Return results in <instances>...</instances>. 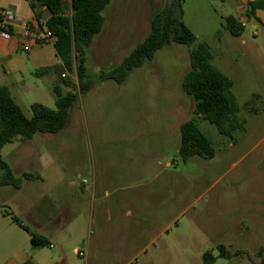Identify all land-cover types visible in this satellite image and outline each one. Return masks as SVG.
<instances>
[{
	"label": "rangeland",
	"instance_id": "374dc122",
	"mask_svg": "<svg viewBox=\"0 0 264 264\" xmlns=\"http://www.w3.org/2000/svg\"><path fill=\"white\" fill-rule=\"evenodd\" d=\"M168 1L111 0L103 11V29L87 56L92 88L81 93L76 69L70 76L78 100L67 126L56 133L15 139L0 153L15 175H35V181L24 180L26 196L36 199L42 192L53 199L61 193L69 195L67 202L78 199L74 204L79 225L84 224L81 209L86 206L94 217L95 238L105 234L116 264H205L206 251L216 256V264H260L264 10L257 11L256 19L247 14V0H182L183 19L196 34L193 44L162 47L152 62L132 70L121 84L100 79L101 71L118 65L146 37L153 14ZM230 14L245 25L239 36L225 28ZM203 42L210 47L212 62L233 80L237 114L246 124L229 136L198 118L216 154L184 162L179 155L181 126L194 116L195 101L184 91L182 78L191 68L190 49ZM26 81L29 87L20 83L13 93L28 116L34 102L55 108L59 77L31 74ZM47 156L55 161L48 167L43 164ZM71 178L73 185L68 184ZM18 192L12 185H0L4 211L12 209L6 199ZM44 204H34L35 212ZM134 242L138 246L131 247ZM220 244L243 253L220 257ZM74 247L69 242L66 249L71 263L78 259Z\"/></svg>",
	"mask_w": 264,
	"mask_h": 264
},
{
	"label": "trees",
	"instance_id": "16d2710c",
	"mask_svg": "<svg viewBox=\"0 0 264 264\" xmlns=\"http://www.w3.org/2000/svg\"><path fill=\"white\" fill-rule=\"evenodd\" d=\"M33 8L44 6L50 11L49 18L43 23L39 12H35L39 25L47 26L56 36L55 49L62 60L61 68L57 66L42 67L36 75L57 72L62 82L70 89L63 92L61 85H56V106L49 107L40 102L31 104L32 115L28 116L15 99L8 85H0V150L15 139L31 138L35 133H56L68 124L71 110L78 100V92L70 76H61L64 71L73 73L76 69L79 91L86 92L92 88L88 78L87 56L94 37L103 29L105 23L104 9L111 0H28ZM248 16H257L258 10H264V0H248ZM225 28L233 35L239 36L245 25L237 16L230 14L225 18ZM196 40V34L183 19L182 0H170L151 19V29L122 61L109 70L100 72V79H111L123 83L132 70L152 62L156 52L172 43L190 46ZM190 70L182 78L184 91L193 97V117L181 126L179 155L184 162L194 156L213 158L215 147L210 137L201 130L198 118L208 120L216 125L221 134L233 136V132L244 129L246 120L240 119L239 106L233 91V80L212 62V53L207 43H200L190 49ZM35 177L31 172L21 176L14 174L12 167L0 153V185L22 187L24 180ZM12 219L24 226L31 234V243L37 247L49 246L51 241L41 233L31 230L13 211H5ZM219 256L232 258L243 251H230L226 245H219ZM258 254L264 255V246ZM205 264H216V256L211 251L203 255ZM264 264V258L261 263Z\"/></svg>",
	"mask_w": 264,
	"mask_h": 264
},
{
	"label": "crops",
	"instance_id": "0c3cea01",
	"mask_svg": "<svg viewBox=\"0 0 264 264\" xmlns=\"http://www.w3.org/2000/svg\"><path fill=\"white\" fill-rule=\"evenodd\" d=\"M0 7L12 8L21 18L15 22L11 38L0 36V85H8L13 93V89L20 83L24 88L29 87L26 79L31 74L36 75V70L48 66L61 68L62 60L54 44H38L30 37L31 33L39 28V22L44 23L49 18L51 13L46 7L33 8L28 0H0ZM35 12H39L40 21L36 18ZM25 22L28 23V28L24 26ZM27 32H29L28 36ZM26 39L31 43L32 48L23 53L22 42ZM47 74L60 78L57 72ZM61 76L72 77L73 73L64 71ZM56 85H61L63 92L70 89L61 78L60 82L55 83ZM43 162L47 167L55 163L50 156H47ZM41 166L45 167L42 164ZM36 177L44 180L41 175H36ZM28 181L32 182L35 179ZM68 184H75V180L69 179ZM25 185L24 183L22 187L17 188L18 194L11 195L5 202L12 207L10 211L19 216L24 224L28 225L31 230L49 238L51 243L45 247L34 246L31 243L29 230L15 222L11 215L0 207V264H116L117 257L109 252L110 242L105 238V234H100L95 238L92 231L94 217L92 212H88L86 206L81 209L85 218L82 221L84 224H78L79 217L75 215L76 206L74 204V201L77 202L78 199L70 194L73 201L67 202L68 194L56 193L52 199L42 192L35 199V196L23 194L26 189ZM40 201H45L46 204L36 213L34 206ZM79 232L80 234L85 233L87 238L78 237ZM69 242L75 244L74 248L78 257L73 263L66 253ZM149 243L144 246L147 247ZM130 245L131 247L138 246L136 242ZM167 247H169L168 244ZM57 249L62 255L56 252Z\"/></svg>",
	"mask_w": 264,
	"mask_h": 264
},
{
	"label": "built area",
	"instance_id": "2783aa9c",
	"mask_svg": "<svg viewBox=\"0 0 264 264\" xmlns=\"http://www.w3.org/2000/svg\"><path fill=\"white\" fill-rule=\"evenodd\" d=\"M17 20H21L19 16L16 15L15 11L10 7H0V36L4 38H11L13 36L14 24ZM24 26L29 27L28 23L25 22ZM29 32H27L28 36ZM31 39L38 44H54L56 41V36L52 31L44 26L31 33ZM29 39V38H28ZM32 45L29 41L23 40L22 49L24 51L31 50Z\"/></svg>",
	"mask_w": 264,
	"mask_h": 264
}]
</instances>
